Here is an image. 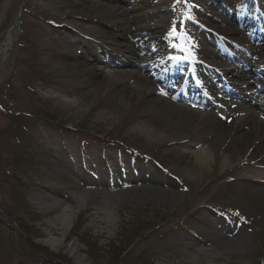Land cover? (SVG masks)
Returning <instances> with one entry per match:
<instances>
[{"label": "rangeland", "instance_id": "1", "mask_svg": "<svg viewBox=\"0 0 264 264\" xmlns=\"http://www.w3.org/2000/svg\"><path fill=\"white\" fill-rule=\"evenodd\" d=\"M22 2L0 0V264H75L64 249L42 243L61 235L51 226L58 205L44 212L36 200L58 199L77 211L80 193L87 204L65 243L86 264H264V216L243 208L246 189L236 171L247 150L230 167L222 154L230 129L221 133L216 118L200 124L159 98H131L123 65L103 79L86 68L93 59L83 47L119 56L112 45L135 36L154 48L144 65L158 72L185 16L184 43L200 42L193 49L199 61L224 51L245 63L250 48L264 60V42L254 45L264 34V0H27L13 32ZM251 15L258 29L244 27L242 17ZM248 85L229 87L237 98L259 90L264 105V79ZM144 130H153L151 141ZM199 150L209 157L202 176H183L188 159L180 153ZM255 189L264 211V187ZM109 195L116 197L107 224L99 218Z\"/></svg>", "mask_w": 264, "mask_h": 264}, {"label": "bare ground", "instance_id": "2", "mask_svg": "<svg viewBox=\"0 0 264 264\" xmlns=\"http://www.w3.org/2000/svg\"><path fill=\"white\" fill-rule=\"evenodd\" d=\"M242 22L245 23V28H247V26L254 28L252 22H246V20ZM15 28L13 32H15ZM10 36L8 37V41L5 44L3 51H5L11 43ZM263 37L264 34L254 38V45L257 47L261 46L264 42ZM129 39L130 42L127 41L125 44L115 43L112 45L113 48L121 50L122 53L119 56L110 53L106 54L100 51L104 56L103 58L100 57L99 54L96 53L97 51L93 48L83 46L85 53L90 59H93L92 62L89 60V62L87 61L86 68L90 71H95L97 75L103 79H111L113 76L119 75L120 71H116L115 68L120 63L125 70L121 71V76L125 78L121 81H123L124 88L127 91L128 96L131 98H133L135 94H139L140 96H151L154 99L159 98L168 103L172 109H187L189 112L197 116V121H199L200 124L205 123L209 118H216L219 123H221V133H224V130L229 128L230 136L228 137V142L222 146V154L229 157L228 166L230 167V163H232L231 161L242 156L241 149L247 150V155L244 157L245 161L236 170L237 172L240 171L242 173L243 176L239 179L246 189V197L241 201V204L244 209L254 215L264 216V211L259 208V204H257L258 201L255 200V198H257L255 197V194L258 191L255 188L264 187V118L262 117V113H264L262 107L264 108V105L260 100V96L258 97L256 95L259 90L251 96L243 95L244 97L237 98L236 95L226 87L222 88L221 95H217V93L214 92V85L211 84L209 95H211L210 97L212 100H208L205 98H193L192 91H195V89L190 87V85H186L187 88L184 92L181 89L180 91L175 90L173 93L169 94L167 90L164 91V89H168L170 84L174 83L179 76L183 78L184 71H186V78L188 79L192 70L188 72L186 68L183 67V62L179 66H175L172 63V66H169L165 70V73H156L153 69L144 65V56L147 55L150 59L156 57V54H153L154 48H145V45L140 44L139 41H137L138 38L135 36H129ZM76 43L80 44L78 39L76 40ZM247 50V55H249V57L245 60V63L232 62L234 63L233 66H231L229 60H224V57H219L217 55L215 56L214 61H212V56H209L206 60L209 63H213L214 66H210L209 69H206L205 74L213 77L222 75L225 82L231 85H239L238 89L242 92V90L249 88L248 81L250 79H264V60L262 59V56L258 55L260 54V51L257 52L258 50L253 48ZM146 51H150V54H146ZM250 54H254V56H251ZM131 57L133 60H131ZM122 58L125 62H122ZM259 64L263 66V69L257 67ZM128 78H132L135 81L127 86ZM261 89H264V87ZM197 92L200 93V91H196V93ZM67 94L68 96L75 95V93L69 91ZM181 94L184 96V99L192 104H195L198 107L207 106V108L200 109L194 108L193 106H180L179 104H176L173 101V98L175 99V97L181 96ZM152 133H154L153 130L142 131L143 136L147 139L152 137ZM176 137H178V134H176ZM178 139L180 138H176V140ZM174 141L173 143H175ZM207 145L211 148L210 143ZM187 148H191V145ZM180 155V157L178 156L180 160L187 161L188 159V166L183 167L181 170L183 176L190 179H197L202 176L203 171L209 164V157L205 151L199 150L193 153L184 152L180 153ZM222 166H225V163H222ZM115 197L116 195L106 196L103 203L104 208L100 211L103 214V218L99 219L107 224L113 219ZM77 201V211L72 207L65 205L58 199L47 200L38 198L36 200V205L44 212H46L49 207L51 208L54 205H58L57 213L55 212L54 218L51 220V226L57 228L61 232V235L55 237L49 234L42 243L55 251L64 249L73 257L75 264H86L85 258L77 254V246L75 244L70 245L65 243L66 237L73 226L75 217L87 204L85 193L78 194Z\"/></svg>", "mask_w": 264, "mask_h": 264}, {"label": "water", "instance_id": "3", "mask_svg": "<svg viewBox=\"0 0 264 264\" xmlns=\"http://www.w3.org/2000/svg\"><path fill=\"white\" fill-rule=\"evenodd\" d=\"M24 4H25V0H24V2H23V5H22L21 8H20L19 16H18V20H17V22H16V25L19 23V18H20V16H21L22 12H23Z\"/></svg>", "mask_w": 264, "mask_h": 264}]
</instances>
